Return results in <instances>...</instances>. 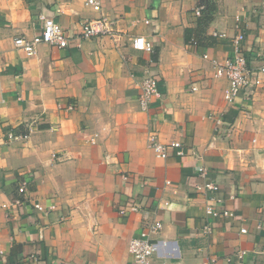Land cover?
<instances>
[{
  "label": "crops",
  "instance_id": "obj_1",
  "mask_svg": "<svg viewBox=\"0 0 264 264\" xmlns=\"http://www.w3.org/2000/svg\"><path fill=\"white\" fill-rule=\"evenodd\" d=\"M213 1L206 22L198 0H100V12L85 0H0V264H133L128 244L143 218L120 214L130 204L162 223L156 253L172 264H264V75L230 104L213 66L238 31L248 64L264 59V0ZM40 14L67 45L39 43L27 55L14 40L39 33ZM100 14L112 33L81 38L82 23ZM136 35L153 51L133 49ZM146 72L161 97L141 110ZM9 131L27 137L9 140ZM149 132L180 141L184 154L157 157ZM199 166L218 190L203 187ZM209 197L234 215L209 217ZM36 202L56 208L43 214Z\"/></svg>",
  "mask_w": 264,
  "mask_h": 264
},
{
  "label": "built area",
  "instance_id": "obj_2",
  "mask_svg": "<svg viewBox=\"0 0 264 264\" xmlns=\"http://www.w3.org/2000/svg\"><path fill=\"white\" fill-rule=\"evenodd\" d=\"M85 4L92 10L100 12V0H85ZM199 14V10H196ZM41 31L35 34L31 38L17 37L14 40L16 47L22 49L27 55L35 52V46L39 43H48L56 45L57 47H64L67 45V36L62 28L57 24L53 17L45 14H40ZM114 21L108 18L104 14H100L96 18H91L84 21L80 29V37L88 39L101 35L111 34L113 31ZM239 24H236L238 27ZM215 37H224V33L213 32ZM245 40V32L238 31L232 37V52L231 55L223 63H214V75L217 77L224 76L227 79V85L223 90V98L226 103H232L237 98L241 90H245L252 94L258 87L262 85L261 75H264V59L260 61L258 65H250L247 62L243 42ZM189 43L196 45L197 41L194 38L189 40ZM131 47L135 50L151 52L153 51V43L147 40L142 35H136L131 39ZM206 57V55H204ZM191 90H197L195 84H191ZM161 92L159 90V79L157 76L150 75L146 72L140 81V90L138 93V104L141 110H147L152 100L160 98ZM216 127H220L223 123L222 114L213 116ZM9 140H22L27 137V134L9 131L6 134ZM90 141L94 143V139ZM147 145L155 153L157 157L164 158L167 155V151L170 148L176 150V154L182 156L184 154L181 142L178 140L172 141L168 144L162 143L158 140L154 132H149L147 136ZM198 175L203 177V187L206 190L216 191L219 186L206 179V169L204 167H197ZM25 182L20 187V190H24ZM213 197H209V202L205 206L206 214L211 218H217L218 216H233L234 213L230 210L223 209L217 210L211 201ZM21 202L18 199L13 200L11 203H3L2 206L8 207L10 205H19ZM164 204L168 205L167 202ZM35 209L43 214H47L50 211L55 210L56 206L53 203L48 205L40 202L34 203ZM141 212L143 218V224L140 227V231L137 236L130 239L128 244V253L131 257L133 264H172L170 261L157 256V242L154 241L156 236L162 229V223L159 220L149 217V213L136 204H130L126 207L120 208V214L124 215L128 212ZM91 224V223H90ZM210 226H204V232H209ZM246 228H241V232H245ZM38 234L42 236V229H38ZM244 252H238L237 257L242 258ZM35 256L32 255V258ZM35 259V258H34ZM58 264H65L60 261Z\"/></svg>",
  "mask_w": 264,
  "mask_h": 264
},
{
  "label": "trees",
  "instance_id": "obj_3",
  "mask_svg": "<svg viewBox=\"0 0 264 264\" xmlns=\"http://www.w3.org/2000/svg\"><path fill=\"white\" fill-rule=\"evenodd\" d=\"M198 4H204L205 5V10H204V21H209L210 20V15H209V13H210V11L211 10H213L214 9V6H215V3H214V1L213 0H198ZM186 39H188L187 40V42L191 39V38H193L192 36H190L191 35V30H189V29H186ZM195 39V38H194ZM196 40V39H195Z\"/></svg>",
  "mask_w": 264,
  "mask_h": 264
}]
</instances>
